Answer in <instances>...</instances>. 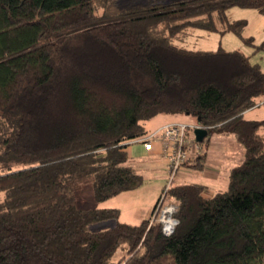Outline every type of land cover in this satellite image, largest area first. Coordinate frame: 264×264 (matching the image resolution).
Returning <instances> with one entry per match:
<instances>
[{"label": "trees", "instance_id": "1", "mask_svg": "<svg viewBox=\"0 0 264 264\" xmlns=\"http://www.w3.org/2000/svg\"><path fill=\"white\" fill-rule=\"evenodd\" d=\"M232 7L264 14V0H0V264H264V117L244 116L264 72L238 50L184 46L197 30L241 36ZM160 114L235 137L226 188L172 183L169 236L78 207L86 179L97 202L143 183L125 148Z\"/></svg>", "mask_w": 264, "mask_h": 264}, {"label": "rangeland", "instance_id": "2", "mask_svg": "<svg viewBox=\"0 0 264 264\" xmlns=\"http://www.w3.org/2000/svg\"><path fill=\"white\" fill-rule=\"evenodd\" d=\"M226 19L229 22L244 20L241 27V36L233 31L208 32L197 30L194 36H190L184 46L192 49L217 50L222 48L226 51L238 50L248 57L251 63L257 64L264 72V47H255L264 43V14L259 13L251 8L232 7L226 11ZM196 31V30H195ZM252 37L253 44L246 43L245 38ZM166 115L160 114L150 120L145 121L144 125L147 130H152L155 125ZM248 119H261L264 117V100L258 101L256 105L245 113ZM182 120L194 122L189 116L183 117ZM192 144L197 146V154L205 155V168L203 171L194 168L183 167L175 175L174 183H203L209 186L211 190L217 191L224 189L227 185L228 172L231 167L241 163L243 159L242 148L233 138L232 134L213 133L207 138L211 142L221 144L225 150H211L210 143L205 139L203 142H196L193 130L188 133ZM142 143V142H140ZM209 143V144H208ZM143 144V143H142ZM144 148L145 145L143 144ZM146 149V148H145ZM160 163L156 169L146 168L137 169L143 176V183L136 189L119 193L111 198L97 202L93 196V180L91 178L79 183L74 191L75 203L80 208L109 207L119 209V220L129 224H137L144 219H149L150 224L151 210L158 199L163 187L166 185L167 172L164 165V157L158 158ZM190 170V171H189ZM184 174L183 176L180 175ZM214 176V177H213ZM2 196L0 195V200ZM170 199L169 195L166 197ZM114 220L102 221L93 225L95 230H103L114 225Z\"/></svg>", "mask_w": 264, "mask_h": 264}, {"label": "built area", "instance_id": "3", "mask_svg": "<svg viewBox=\"0 0 264 264\" xmlns=\"http://www.w3.org/2000/svg\"><path fill=\"white\" fill-rule=\"evenodd\" d=\"M199 126L195 123L182 121L168 122L156 131L135 140L142 142L147 150L151 148V142L154 140H160L162 144L167 183L158 197L154 210L151 212L150 224L154 221L158 222L162 233L166 236L172 234L178 224L176 215L179 209L177 202L166 199L167 190L173 183L175 175L183 169L184 163L196 152L197 146L192 144V141L190 144L187 138L189 137V131Z\"/></svg>", "mask_w": 264, "mask_h": 264}, {"label": "crops", "instance_id": "4", "mask_svg": "<svg viewBox=\"0 0 264 264\" xmlns=\"http://www.w3.org/2000/svg\"><path fill=\"white\" fill-rule=\"evenodd\" d=\"M247 112H248V110L244 112V116H245V113H247ZM183 117H186V115L163 117L160 121H158L155 125L152 126L153 128L150 131H155V129L157 130L158 128H160L165 123L172 122V121H183V122H186V123H190V122H187V121L182 120ZM192 123H194V122H192ZM233 138L235 139L234 136H233ZM187 139L189 140V142L191 144L190 137H188ZM206 140H207V142L210 141L209 138H207ZM210 147H211V150H225V147L223 145L217 144L215 142H211L210 143ZM125 150H126L127 156H128L127 163L130 164V165H133L137 169H146V168L156 169L159 166V164H160L158 162V158L160 160V158L163 157V154H162V144H161L160 140H154V141H152L151 142V148L149 150L145 149L142 143H140L138 141H131L126 146ZM242 154H243V150H242ZM190 159H193V156L190 157ZM197 160L198 161H196V159L191 160V162H189V165H191L190 163H193V162H194L195 165H197V163L200 162V163H202V168L199 169L198 167H196V168L194 167V169L199 170V171H203L204 168H205V165H206L205 164V155H204L203 158L197 159ZM164 165H165V161H164ZM188 168L190 169L192 167H188ZM183 171L184 172L187 171V173H188V169L186 171H185V169L184 170H181V173ZM181 173H180V175H181ZM228 174H229V172H228ZM183 175L184 174H182L181 176H183ZM227 181H228V179H227ZM202 185L205 186L204 195H206V196H211L215 192L224 190L226 188L225 187L224 189H220V190H217V191H214L213 192V190H211L209 188V186H207L206 184H203L202 183ZM124 193H126V191ZM124 193L122 192V194H124ZM107 208H109V207H107Z\"/></svg>", "mask_w": 264, "mask_h": 264}, {"label": "water", "instance_id": "5", "mask_svg": "<svg viewBox=\"0 0 264 264\" xmlns=\"http://www.w3.org/2000/svg\"><path fill=\"white\" fill-rule=\"evenodd\" d=\"M193 134L195 141L201 143L207 137L208 131L206 128L199 126L194 128Z\"/></svg>", "mask_w": 264, "mask_h": 264}]
</instances>
